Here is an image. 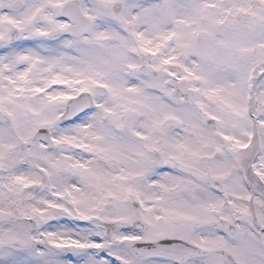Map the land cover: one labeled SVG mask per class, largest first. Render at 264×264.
<instances>
[{
  "label": "snow or ice",
  "instance_id": "obj_1",
  "mask_svg": "<svg viewBox=\"0 0 264 264\" xmlns=\"http://www.w3.org/2000/svg\"><path fill=\"white\" fill-rule=\"evenodd\" d=\"M0 264H264V0H0Z\"/></svg>",
  "mask_w": 264,
  "mask_h": 264
}]
</instances>
